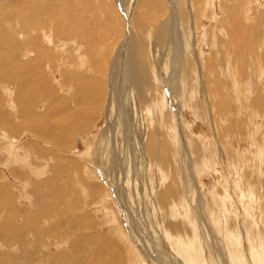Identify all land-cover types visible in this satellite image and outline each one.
Wrapping results in <instances>:
<instances>
[{
	"label": "rangeland",
	"instance_id": "rangeland-1",
	"mask_svg": "<svg viewBox=\"0 0 264 264\" xmlns=\"http://www.w3.org/2000/svg\"><path fill=\"white\" fill-rule=\"evenodd\" d=\"M28 1V5L24 0L17 7V14L12 18L8 13L0 14V29H4V34H0V61L8 65V71L0 67V80H3L0 84V255H4V259L12 264H184L185 259L181 255L190 254L198 262L201 258L202 264L205 251L210 250L214 254L218 247L214 240L220 237L219 233H224L223 228L230 233L234 222L238 221L236 225L241 226L247 221L242 225L247 226L248 223V226L256 225L259 230L263 226L264 229V120L253 109L258 96L256 93L264 91V58L256 60V50L248 58L239 55L243 56V66L232 67L234 56L228 48L235 39L230 34L233 32L236 39H241L243 30L247 36L241 39L243 44H250L253 40L256 45H263L258 52L264 51V26H261V35L256 31L258 25H264V0L196 1V29L185 31L186 35L180 39L183 45L186 43L190 54L200 52L201 72L196 78L187 79V84L179 76L183 90L174 94L166 90L167 80L162 79L163 73L171 69V49L157 43L153 35L158 26L156 23L161 24L168 17L166 14L173 12L174 0H164L166 4L163 0ZM198 2L205 4V8ZM154 4H159L155 7L160 10H153ZM261 11L262 15H259ZM245 12L251 19L242 21L240 17ZM5 28L13 30L9 39H6ZM137 28L138 34L146 39L152 78L158 86L161 81L163 92L156 100L148 97L147 106L135 99L126 100L125 94L131 95L118 80L122 71V64L118 62L130 34ZM114 62L118 64L112 71L109 68ZM242 81L244 84L240 85ZM96 84L100 86L96 87ZM202 88L205 93L198 99L200 103L202 101L198 107H207L204 116L195 114L188 105L196 98L197 89ZM19 96L22 99L19 100ZM58 96L67 101V108L72 106L75 112L79 110L80 114L87 115L83 121L80 119L78 129L72 127L71 119L75 112L72 110L70 115L64 113V107L53 100ZM29 124H34V130L45 137L30 133L33 126L29 129ZM246 124L248 128H245ZM111 129L114 132L111 133ZM151 135L154 138H150ZM149 138L154 140L151 143L153 147L165 148L164 163L148 159L144 148ZM168 192L172 194L159 204V199ZM11 209L13 211L9 213ZM3 223L17 226L25 223L27 227L20 230L16 240L7 246L3 241L7 234L1 229ZM178 223L184 227L180 234L166 228V224ZM32 227L35 229H31V233L26 231ZM158 227L160 233L155 232ZM162 230L169 234V238H160ZM91 235L98 240H85ZM155 235L160 239L154 240ZM248 239L250 236L246 243L240 242L245 254L242 264H251L249 258L260 264L264 261L261 259L264 258V239L260 240L263 247L256 245L259 240L254 243ZM159 244L162 245L160 248ZM240 246L237 248L239 252ZM216 251L220 263H226L225 251ZM210 261L218 264L214 256Z\"/></svg>",
	"mask_w": 264,
	"mask_h": 264
},
{
	"label": "bare ground",
	"instance_id": "bare-ground-1",
	"mask_svg": "<svg viewBox=\"0 0 264 264\" xmlns=\"http://www.w3.org/2000/svg\"><path fill=\"white\" fill-rule=\"evenodd\" d=\"M2 2H0V14L1 13H3V16L4 15H6V13H8V15H9V17H13L12 15L13 14H17V12H16V9H17V7L18 6H21V4L22 3H24V0H1ZM41 1V0H40ZM107 1V0H106ZM109 1V0H108ZM111 1V0H110ZM141 1V0H140ZM152 1V0H151ZM159 1V0H158ZM164 1V0H163ZM178 1V2H177ZM196 1L197 0H188V2H185L184 0H174V2H175V6H176V9H175V6H174V9H173V12L170 14V13H168V14H166V16H168V17H166L165 18V20L163 21V22H160L161 24H158V23H156L155 21V23L158 25L154 30H153V35L155 36V38L157 39V43H159L161 46H163V45H165L164 47H167L168 49H171V52L169 51V53H170V57H169V61H170V64H172L171 65V69H170V71L169 72H165V73H163V75H162V79L164 80V78H166V80H167V82H166V90L170 93V94H174V93H176V92H178V91H180V90H183V85H181V83H180V81H179V78L180 77H182L183 78V80L185 81V83L187 84V79H190V80H192V78L193 77H197L199 74H200V72H201V70L199 69L200 67H201V63H200V52L198 51V52H196L195 54H190L189 52H187V50H186V48H187V45H186V43H185V45H183V41H181V39H180V37H182L183 35H186L185 34V31H190V30H193V29H196V26H197V24L196 23H198V20H197V16H196V5H197V3H196ZM29 1L28 0H25V4H27ZM146 2V1H145ZM148 2V1H147ZM162 2V1H161ZM160 2V3H161ZM35 3H36V1H35ZM42 3V2H41ZM141 3V2H140ZM139 3V4H140ZM150 3V2H149ZM154 3V2H153ZM152 3V4H153ZM159 3V4H160ZM163 3V2H162ZM164 3L166 4V2L164 1ZM200 5H202V7H204L205 8V4H203L204 3V0H203V3H201V2H198ZM210 3H212V2H210ZM112 4V3H111ZM146 4H148V3H146ZM158 4V5H159ZM28 5V4H27ZM27 5H24L23 7L25 8V7H27ZM35 5V4H34ZM38 5V4H37ZM51 5V4H50ZM110 5V4H109ZM157 4H154V7L152 8L153 10H155V9H158V10H160L159 8H156L155 6H156ZM157 5V6H158ZM162 5V4H161ZM234 5V4H233ZM112 6V5H111ZM140 6V5H139ZM142 6V5H141ZM147 6V5H146ZM149 6H151L150 4H149ZM107 7V6H106ZM114 7V6H113ZM162 7H164V6H162ZM167 6L165 5V8H166ZM249 7V6H248ZM30 8V7H29ZM47 8H48V6H47ZM148 8V7H147ZM155 8V9H154ZM164 8V9H165ZM214 8V7H213ZM34 9V8H33ZM149 9H151V8H149ZM163 9V10H164ZM167 9V8H166ZM127 10V9H126ZM255 10V9H254ZM26 11H27V9H26ZM29 11V10H28ZM94 11V10H93ZM151 11V10H150ZM149 11V12H150ZM162 11V10H161ZM168 11V10H167ZM166 11V12H167ZM248 11V10H247ZM253 11V10H252ZM20 12V11H19ZM48 12H49V10H48ZM138 12V11H137ZM147 12V11H146ZM155 12V11H154ZM153 12V14H155ZM157 12H159V11H157ZM251 11H249V13H250ZM256 12V11H255ZM40 13V12H39ZM66 13V12H65ZM112 13V12H111ZM115 13H117V12H115ZM114 13V14H115ZM136 13V12H135ZM134 13V14H135ZM162 13V12H161ZM214 13V12H213ZM246 13V12H245ZM41 14V13H40ZM143 14H145V13H143ZM151 14V13H150ZM257 14V13H256ZM255 14V15H256ZM24 15V14H23ZM22 15V16H23ZM104 15V14H103ZM111 15V14H110ZM118 15V14H117ZM259 15H262V11L261 12H259ZM30 16V15H29ZM37 16V15H36ZM106 16H107V14H106ZM109 16V15H108ZM112 16V15H111ZM132 16V15H131ZM135 16V15H134ZM133 16V17H134ZM152 16V15H151ZM158 16V15H157ZM164 16V15H163ZM28 17V16H27ZM31 17V16H30ZM35 17V16H34ZM33 17V18H34ZM115 17V19H116V16H114ZM118 17H120V16H117V18ZM148 17V16H147ZM159 17V16H158ZM162 17V16H161ZM214 17V16H213ZM258 17V16H257ZM17 18V17H16ZM104 18H105V16H104ZM106 18H108V17H106ZM131 18V17H130ZM136 18V17H135ZM156 18V17H155ZM160 18V17H159ZM162 18H164V17H162ZM223 18V17H222ZM255 18V17H254ZM31 19V18H30ZM29 19V20H30ZM110 19V18H109ZM156 19H158V18H156ZM216 19V18H215ZM215 19H214V21H215ZM240 19L243 21V20H248V19H251L250 18V16L246 13V14H243L241 17H240ZM34 20V19H33ZM118 20V19H117ZM120 20V19H119ZM149 20V19H148ZM150 20H151V18H150ZM155 20V19H154ZM219 20V19H218ZM222 20V19H221ZM261 20V19H260ZM18 21V20H17ZM147 21V20H146ZM225 21V20H224ZM223 21V22H224ZM240 21V20H239ZM3 22H5L4 20H3ZM26 22V21H25ZM139 22V21H138ZM137 22V23H138ZM151 21H149V23H150ZM153 22V21H152ZM219 22V21H218ZM220 22H222V21H220ZM222 22V25L224 24ZM257 22V21H256ZM7 23V22H6ZM11 23V22H10ZM13 23V22H12ZM39 23V22H38ZM144 23V22H143ZM226 23V22H225ZM232 23V22H231ZM236 23V22H235ZM234 23V24H235ZM2 24V23H1ZM18 24V23H17ZM29 24V23H28ZM33 24H34V22H33ZM43 24V23H42ZM118 24V23H117ZM133 24V23H132ZM140 24V23H139ZM139 24H137V25H139ZM148 24V23H147ZM153 24V23H152ZM219 25L221 24V23H218ZM233 24V23H232ZM246 24H247V22H246ZM261 24V23H260ZM19 25V24H18ZM146 24H144L143 26H145ZM221 25V26H222ZM251 25V24H250ZM11 26V25H10ZM29 26V25H28ZM229 26V25H228ZM241 26V25H240ZM244 26H245V24L243 23V25H242V27L244 28ZM261 26H264V25H258L257 26V29H256V31L258 30L259 31V33H260V35H261ZM30 27V26H29ZM132 27H133V25H132ZM44 28V27H43ZM131 28V27H130ZM145 28H147L146 26H145ZM144 28V29H145ZM221 28V27H220ZM252 28V27H251ZM26 29V28H25ZM143 29V28H142ZM151 29V28H150ZM216 29V28H215ZM223 29V28H222ZM226 28L224 27V30H225ZM263 29V28H262ZM136 30V29H135ZM140 30H141V28H140ZM223 30V31H224ZM227 30H229V28L227 29ZM5 31H6V33H7V38L6 39H9L11 36H12V34H13V30H10V29H8V28H5ZM56 31V30H55ZM63 31H65V30H63ZM69 31V30H68ZM67 31V32H68ZM79 31V30H78ZM89 32H90V30H88ZM87 31V33H88V35H89V32ZM143 30H141L140 32H142ZM249 31V30H248ZM85 32V31H84ZM95 32V31H94ZM97 32V31H96ZM133 32V31H132ZM145 32V31H144ZM99 33H100V30H99ZM130 33H131V31H130ZM139 32H138V28H137V31L136 32H133L132 34H130V36H129V39H128V41H127V43H126V45H125V48H124V54H122V57H121V59H120V62H118V63H120V65L122 64V71H121V73H119L120 75L118 76V80H120L121 82H122V85H124V89H125V91L127 92V93H129L131 96L129 97L127 94H125V97H126V100H133V99H135L139 104H141V105H146L147 106V102H148V97H153V99L154 100H156L157 98H160L161 97V94L163 93L162 91H161V81H159L158 82V84H159V86L157 85V83L153 80V78H152V74H151V72H152V64H150V59H149V53L146 51V48H147V46L145 45V40H144V38L142 37V34H138ZM147 33V32H146ZM228 33V32H227ZM238 33H240V32H238ZM0 34H4V29L1 27V29H0ZM83 34H85V33H83ZM251 34V33H250ZM257 34V33H256ZM222 35V34H221ZM234 35H236L235 33H233L232 32V34H230V36L232 37V39L233 38H235L234 40H232V42H233V44L232 45H230V46H228V48H229V50H231V54L235 57V59H234V57L231 59V61H232V67H234V66H239V65H242L243 64V56H250L249 54L250 53H252L251 55H253V54H255V53H253V52H255L256 50H257V52H256V56H255V59L256 60H263V58H264V51L262 50V51H260V52H258V50L259 49H262V47H263V45L262 44H260V45H256L254 42H253V40H252V42L250 43V44H246V40L244 41L245 42V44H243V41H241V39L242 40H244V38L246 39V33H245V31H243L242 30V34H241V39H236L237 38V36L236 37H234ZM81 36V35H80ZM101 36V35H100ZM99 36V37H100ZM2 37V36H1ZM22 37V36H21ZM47 37V36H46ZM90 37V36H89ZM145 37V36H144ZM248 37H249V35H248ZM259 37V36H258ZM263 38H264V36H263ZM49 39V38H48ZM101 39V38H100ZM117 39V38H116ZM189 39V38H188ZM251 39V38H250ZM85 41H86V39H84ZM92 40V39H91ZM151 40V39H150ZM194 40H195V38H194ZM239 40H240V42H239ZM35 41V40H34ZM49 41H50V39H49ZM248 41V40H247ZM264 41V40H263ZM92 42V41H91ZM150 42V41H149ZM152 42H153V40H152ZM195 42H196V40H195ZM7 43V42H6ZM190 43V42H189ZM17 44V43H16ZM35 45H36V43H34ZM94 44V43H93ZM152 44H154V43H152ZM52 45V44H51ZM88 45V44H87ZM92 44H90V46H91ZM17 46V45H16ZM150 46V45H149ZM148 46V47H149ZM155 46V45H154ZM36 47V46H35ZM45 47V46H44ZM87 47V46H86ZM153 47V46H152ZM157 47V46H156ZM196 47V46H195ZM1 48V47H0ZM158 48V47H157ZM191 48H193V47H191ZM38 49V48H37ZM41 49V48H40ZM160 49V48H159ZM89 50V49H88ZM193 50V49H192ZM37 51V50H36ZM56 51V50H55ZM87 51V50H86ZM105 51V50H104ZM17 52V51H16ZM33 52V51H32ZM32 52H31V55H33L32 54ZM89 52V51H88ZM121 52V51H120ZM229 53V52H228ZM89 54V53H88ZM93 55V54H92ZM227 55V54H226ZM239 55H243V56H239ZM60 56H61V54H60ZM87 56V55H86ZM229 55H227V57H228ZM27 57V56H26ZM49 57H50V55H49ZM53 57V56H52ZM51 57V58H52ZM91 57V56H90ZM220 57V56H219ZM62 58V57H61ZM88 58V57H87ZM99 58V57H98ZM120 58V57H119ZM213 58V57H212ZM224 58V57H223ZM229 58V57H228ZM248 58V57H247ZM34 59V58H33ZM32 59V60H33ZM39 59V58H38ZM53 59V58H52ZM75 59V58H74ZM90 59V58H89ZM221 59V58H220ZM252 59H253V57H252ZM255 59H254V61H255ZM24 60V62H26V61H28L27 59H23ZM49 60H50V58H49ZM55 60V59H54ZM217 60H218V58H217ZM221 60H223V59H221ZM249 60V59H248ZM17 61V60H16ZM37 61V60H36ZM62 61V60H61ZM100 61V60H99ZM230 61V62H231ZM247 61V60H246ZM253 61V62H254ZM264 61V60H263ZM262 61V62H263ZM226 62V61H225ZM249 62H250V60H249ZM6 63V62H5ZM34 63H36V62H34ZM54 63V62H53ZM115 63V62H114ZM117 62L115 63V64H112L111 65V67L109 68L110 70H112V71H114V70H116V64H118ZM248 63V62H247ZM255 63V62H254ZM260 63V62H259ZM31 64H32V61H31ZM48 64V63H47ZM58 64V63H57ZM64 64V63H63ZM91 64V63H90ZM220 64V63H219ZM245 64H246V62H245ZM253 64V63H252ZM72 65V64H71ZM204 65V64H203ZM230 65V64H229ZM251 65V64H250ZM256 65V63L254 64V66ZM6 66H8V65H6V64H4V61H0V67H5L6 68V70H7V67ZM28 66V65H27ZM81 66V65H80ZM85 66V65H84ZM94 66H95V64H94ZM206 66V65H205ZM220 66V65H219ZM243 66V65H242ZM260 66H261V64H260ZM15 67V66H14ZM40 67V66H39ZM47 67V66H46ZM78 67V66H77ZM87 67V66H86ZM85 67V68H86ZM103 67V66H102ZM101 67V68H102ZM120 67V66H119ZM203 67V66H202ZM218 67V66H217ZM229 67V66H228ZM9 68V67H8ZM45 68V67H44ZM89 68V67H88ZM95 68V67H94ZM231 68V67H230ZM240 68V67H239ZM262 68V67H261ZM264 68V67H263ZM11 69V68H10ZM27 70H28V68H26ZM87 69V68H86ZM117 69H118V67H117ZM167 69V68H166ZM206 69V68H205ZM219 69H220V67H219ZM223 69V68H222ZM35 70V69H34ZM39 70V69H38ZM55 70V69H54ZM53 70V71H54ZM88 70V69H87ZM238 70H240V69H238ZM242 70V69H241ZM251 70V69H250ZM1 71V70H0ZM8 71V70H7ZM98 71H100V70H98ZM223 71V70H222ZM221 71V72H222ZM262 71V70H261ZM2 72V71H1ZM13 72V71H12ZM33 72V71H32ZM55 72V71H54ZM58 72V71H57ZM207 72V71H206ZM205 72V73H206ZM228 72V71H227ZM229 72H230V70H229ZM245 72V71H244ZM204 73V72H203ZM231 73V72H230ZM235 73H237L236 71H235ZM239 73V72H238ZM237 73V74H238ZM251 73V72H250ZM2 74V73H1ZM4 74V73H3ZM39 74V73H38ZM56 74V73H55ZM54 74V75H55ZM99 74V73H98ZM232 74V73H231ZM234 74V73H233ZM252 74V73H251ZM5 75H6V73H5ZM11 75V74H10ZM9 75V76H10ZM42 75V74H41ZM77 75V74H76ZM118 75V74H117ZM116 75V76H117ZM203 75V74H202ZM205 75V74H204ZM206 75H208V74H206ZM205 75V76H206ZM260 75V74H259ZM11 76H14V73H13V75H11ZM32 76H33V74H32ZM94 76V75H93ZM160 76V75H159ZM180 76V77H179ZM209 76V75H208ZM213 76V75H212ZM222 76H223V73H222ZM23 77V76H22ZM24 77H25V75H24ZM31 77V76H30ZM98 77V76H97ZM225 77V76H224ZM232 77V76H231ZM237 77V76H236ZM6 78V77H5ZM27 78H28V76H27ZM36 78V77H35ZM76 78V77H75ZM82 78H83V76H82ZM81 78V79H82ZM215 78V77H214ZM213 78V79H214ZM10 79H11V77H10ZM41 79V78H40ZM44 79H46V78H44ZM93 79V78H92ZM212 79V78H211ZM234 79V78H233ZM233 79H231V80H233ZM250 79H251V77H250ZM91 80V79H90ZM188 81V83H190L191 84V81ZM197 79H195V81H196ZM202 80V79H201ZM3 81V80H2ZM1 80H0V84L2 85L3 84V82H2ZM41 81V80H40ZM42 81H44V80H42ZM82 81H84V80H82ZM81 81V82H82ZM238 81H240V80H238ZM2 82V83H1ZM7 82V81H6ZM85 82V81H84ZM96 82V81H95ZM20 83V82H19ZM23 82H21L20 84H22ZM37 83V82H36ZM88 83V82H87ZM119 82H116V84H118ZM194 83V82H193ZM196 83H197V81H196ZM219 83V82H218ZM229 83V82H228ZM44 84V83H43ZM82 84V83H81ZM93 84H95V83H93ZM115 84V83H114ZM189 84V85H190ZM202 84H203V81H202ZM211 84V83H210ZM241 84H244V82L242 81V83H240V85ZM80 85V84H79ZM83 85V84H82ZM185 85V84H184ZM199 85V84H198ZM208 85V84H207ZM220 85V84H219ZM228 85V84H227ZM23 86V85H22ZM30 86H32L33 87V85H30ZM81 86V85H80ZM80 86H79V88H80ZM98 86H100V85H98ZM97 86V84H96V87H98ZM164 86V85H163ZM186 86V85H185ZM212 86V85H211ZM214 86V85H213ZM222 86V85H221ZM221 86H220V88H221ZM28 87V86H27ZM187 87V86H186ZM203 87V86H202ZM223 87V86H222ZM241 87V86H240ZM25 88V87H24ZM23 88V89H24ZM37 88H38V86H37ZM78 88V87H77ZM120 88V87H119ZM191 88V85H190V87H189V89ZM193 88H194V86H193ZM237 88V87H236ZM26 89V88H25ZM29 89H30V87H29ZM210 89V88H209ZM208 89V90H209ZM213 89V88H212ZM212 89H210V90H212ZM222 89V88H221ZM229 89V88H228ZM239 89V88H238ZM250 89V88H249ZM19 90V89H18ZM89 90V89H88ZM95 90V89H94ZM102 90V89H101ZM117 90V89H116ZM120 90V89H119ZM187 90V89H186ZM191 90V89H190ZM204 90H205V88H204ZM218 90V89H217ZM30 91V90H29ZM121 91V90H120ZM223 91V90H222ZM26 92V91H25ZM211 92V91H210ZM217 92V91H216ZM237 92H239L238 90H237ZM22 93V92H21ZM28 93V92H27ZM82 93V92H81ZM90 93H92V92H90ZM94 93V92H93ZM102 93V92H101ZM187 93V92H186ZM203 93H205V92H203V88L201 89V90H198L197 89V92H196V98L192 101V102H188V105L192 108V110H193V112L195 113V114H197V115H205V112H206V108L205 107H198V106H201L202 104V101H201V103H200V101L198 100V99H200V97L201 96H203ZM242 93H243V91H242ZM14 94V93H13ZM20 94V93H19ZM40 94V93H39ZM44 94V93H43ZM223 94V93H222ZM225 94V93H224ZM240 94V93H239ZM256 94H258V96L256 97V99L254 100V104H253V109H254V111L257 113V114H259L261 117H262V120H264V91H261L260 93H256ZM24 95V94H23ZM36 95V94H35ZM193 95H195V94H193ZM217 95V94H216ZM39 96V95H38ZM40 96H42V95H40ZM173 96V95H172ZM186 96V95H185ZM209 95H206V97H208ZM210 96H211V94H210ZM240 96H241V94H240ZM24 97V96H23ZM55 97V96H54ZM163 97V96H162ZM198 97V98H197ZM214 97V96H213ZM222 97V96H221ZM220 97V98H221ZM226 97V96H225ZM20 98L22 99V97H18V99L20 100ZM30 98V97H29ZM52 98V97H51ZM203 98V97H202ZM223 98V97H222ZM238 98V97H237ZM237 98H233V99H236L237 100ZM17 99V100H18ZM24 99V98H23ZM80 99V98H79ZM215 99V98H214ZM15 100V99H14ZM43 100V99H42ZM51 100V99H50ZM55 102H57L58 104H60V105H62L61 107H64L63 108V112L64 113H66V114H69L70 115V113L72 112V106H71V108L69 109V108H67L66 107V104H67V101L66 100H62V98H61V96L59 97H56V98H54L53 99ZM78 100V99H77ZM124 100H125V98H124ZM213 100V99H212ZM222 100V99H221ZM226 100V99H225ZM45 101V100H44ZM70 101V100H69ZM103 101V100H102ZM135 101V102H136ZM217 101V100H216ZM231 101H232V99H231ZM6 102H8V101H6ZM11 102V101H10ZM17 102V101H16ZM33 102V101H32ZM82 102V101H81ZM80 102V103H81ZM113 102H115V98L113 99ZM152 102V101H151ZM238 102V101H237ZM22 103H23V101H22ZM22 103H21V105H22ZM78 103H79V101H78ZM100 103V102H99ZM206 103V102H205ZM211 103V102H210ZM215 103H217V102H215ZM236 102H234L233 104H235ZM240 103V102H239ZM238 103V104H239ZM18 104V103H17ZM72 104H73V100H72ZM101 104V103H100ZM60 105H58V107L60 106ZM86 105V104H85ZM88 105V104H87ZM94 105V104H93ZM128 105H130V104H128ZM205 105V104H204ZM203 105V106H204ZM15 106H16V104H15ZM14 106V107H15ZM55 106V105H54ZM68 106V105H67ZM233 106V105H232ZM240 106H241V104H240ZM9 107V106H8ZM23 107H25V106H23ZM47 107V106H46ZM57 107V108H58ZM79 107V106H78ZM88 107H89V105H88ZM113 107V106H112ZM124 107V106H123ZM209 107V106H208ZM217 107V106H216ZM234 107V106H233ZM32 108V107H31ZM86 108H87V106H86ZM167 108V107H166ZM166 108H164V109H166ZM219 108V107H218ZM229 108V107H228ZM9 109H10V107H9ZM9 109H8V111H9ZM14 109V108H13ZM54 109V108H53ZM60 109V108H59ZM208 109H210V107L208 108ZM220 109V108H219ZM11 110V109H10ZM47 110V109H46ZM50 110V109H49ZM98 110V109H97ZM109 110H111V109H109ZM235 110V109H234ZM21 111V110H20ZM48 111V110H47ZM57 111V110H56ZM74 111V110H73ZM164 111V110H163ZM166 111H168V110H166ZM212 111V110H211ZM216 111H217V108H216ZM221 111V110H220ZM75 112V111H74ZM228 111H226V113H227ZM230 112H231V110H230ZM238 112V111H237ZM236 112V113H237ZM44 113V112H43ZM55 113V112H54ZM120 113V112H119ZM213 113V112H212ZM216 113V112H215ZM223 113V112H222ZM27 114V113H26ZM207 114V113H206ZM229 114V113H228ZM171 115H172V113H171ZM220 115V114H219ZM240 115V114H239ZM61 116V115H60ZM161 116H163V115H161ZM202 116V117H203ZM216 116H217V114H216ZM225 116V115H224ZM66 117V116H65ZM83 117H87V115H84L83 113H81L80 114V112H79V110H76V112H75V114H74V117L71 119V121H73L72 122V127H73V129H78L79 128V121H80V119L82 120V118ZM171 117V116H170ZM207 117V116H206ZM220 117V116H219ZM248 117V116H247ZM204 118V117H203ZM210 118V117H209ZM213 118V117H212ZM231 118V117H230ZM257 119H258V116L256 117ZM260 118V117H259ZM59 119V118H58ZM211 119V118H210ZM220 119V118H219ZM235 119V118H234ZM69 120V119H68ZM209 120V119H208ZM218 120V119H217ZM237 120V119H236ZM256 120V119H255ZM261 120V121H262ZM83 121V120H82ZM120 121V120H119ZM130 121V120H129ZM210 121V120H209ZM21 122V121H20ZM171 122V121H170ZM221 122H223L222 120H221ZM237 122V121H236ZM253 122H255V121H253ZM23 123H25V122H23ZM60 123V122H59ZM65 123V122H64ZM117 123V122H116ZM209 123V122H208ZM214 123V122H213ZM225 123H227V122H225ZM247 124L249 123V122H246ZM261 123V122H260ZM125 124H128V123H125ZM217 124V123H216ZM234 124V123H233ZM238 124V123H237ZM244 124V123H243ZM247 124H246V126H247ZM262 124H264V123H262ZM26 125V124H25ZM24 125V126H25ZM172 125V124H171ZM220 125H221V123H220ZM226 125H228V124H226ZM261 125V124H260ZM33 126V129H31L30 127H32ZM131 126H134V125H132L131 124ZM219 126V125H218ZM217 126V127H218ZM222 126H223V124H222ZM58 127H60V128H63L62 126H58ZM57 127V128H58ZM118 127H119V125H118ZM128 127V126H127ZM220 127V126H219ZM251 127V126H250ZM254 127V126H253ZM260 127V126H259ZM258 127V128H259ZM27 128H29V129H31L30 130V133H34L35 135L37 134V133H39V135H41V136H44L43 134H41L40 132H37V131H35L34 130V124H29L28 125V127ZM116 128V127H115ZM132 128V127H131ZM215 128H216V126H215ZM236 128V127H235ZM240 128V127H239ZM245 128H248V126L247 127H245ZM256 128H257V126H256ZM261 128V127H260ZM48 129V128H47ZM110 129V128H109ZM117 129H119V128H117ZM217 129V128H216ZM222 129V128H221ZM220 129V130H221ZM223 129H224V127H223ZM252 129V128H251ZM52 130V129H51ZM120 130V129H119ZM124 130V129H123ZM122 130V131H123ZM240 130V129H239ZM248 130V129H247ZM260 131L262 130V129H259ZM27 132H29V130L27 129L26 130ZM50 131V130H49ZM238 131V130H237ZM241 131V130H240ZM239 131V132H240ZM257 131V130H256ZM62 132H64V130H62ZM112 132H114V129H111V133ZM130 132V131H129ZM156 132V131H155ZM222 132V131H221ZM231 132V131H230ZM235 132H236V129H235ZM253 132V131H252ZM103 133V132H102ZM140 133V132H139ZM236 133H238V132H236ZM247 133H248V131H247ZM53 134V133H52ZM123 134H124V132H123ZM253 134V133H252ZM126 135V134H125ZM148 135V134H147ZM218 135V134H217ZM251 135V134H250ZM250 135H249V137H250ZM238 136V135H237ZM240 136V135H239ZM245 137H247L246 135H244ZM243 136V137H244ZM45 137V136H44ZM222 137V136H221ZM231 137V136H230ZM241 137V136H240ZM111 138V137H110ZM133 138V137H132ZM150 138H154V135H151L150 136ZM149 138V140H147V143H146V148H144V151H145V153H146V155H147V157H148V159L152 162V161H157L158 163H164V160H165V158H164V155H163V153L165 152V148L163 147V146H159L158 148H155V147H153V145L151 144L152 143V140L153 139H150ZM226 138V137H225ZM253 138H255V137H253ZM134 139V138H133ZM246 139H248V137L246 138ZM256 139V138H255ZM193 140H195V139H193ZM226 140V139H225ZM244 140V139H243ZM257 140H258V138H257ZM261 140H262V138H261ZM154 141V140H153ZM191 141V140H190ZM250 141V140H249ZM195 142H197V141H195ZM252 142H253V140H252ZM255 142H256V140H255ZM192 143V142H191ZM138 144V143H137ZM155 144V143H154ZM253 144V143H252ZM155 146V145H154ZM195 146V145H194ZM189 147V146H188ZM197 147H198V145H197ZM107 148V147H106ZM201 148V147H200ZM201 150V149H200ZM199 150V151H200ZM175 151V150H174ZM186 151V150H185ZM192 151V150H191ZM194 151H196V150H194ZM198 151V152H199ZM227 151V150H226ZM230 151V150H229ZM193 152V151H192ZM202 152V151H201ZM207 152V151H206ZM195 153V152H194ZM231 153V152H230ZM190 154V153H189ZM202 154V153H201ZM168 156L170 155V154H167ZM198 155V154H197ZM208 155V154H207ZM206 154H205V156H207ZM264 155V154H263ZM189 156V155H188ZM192 156V155H191ZM209 156V155H208ZM110 157V156H109ZM175 157V156H174ZM185 157V156H184ZM179 158V157H178ZM194 158V157H193ZM202 158V157H201ZM189 159V158H188ZM187 159V160H188ZM197 159V158H196ZM170 160V159H169ZM183 160V159H182ZM110 161V160H109ZM127 161V160H126ZM184 161V160H183ZM182 161V162H183ZM190 161V160H189ZM207 160H205V162H206ZM116 162V161H115ZM169 162V161H168ZM173 162V161H172ZM181 162V163H182ZM210 162V161H209ZM211 162H213V161H211ZM110 164V163H109ZM184 164V163H183ZM113 165V164H112ZM111 165V166H112ZM172 165V164H171ZM182 165V164H181ZM189 165V164H188ZM187 165V166H188ZM203 165H204V163H203ZM205 165H206V163H205ZM129 166V165H128ZM180 166V165H179ZM183 166H185V165H183ZM211 166V165H210ZM253 166H254V163H253ZM209 167V166H208ZM181 168H182V166H181ZM252 168V167H251ZM255 168H256V166H255ZM116 169V168H115ZM118 169V168H117ZM185 169V168H184ZM250 169V168H249ZM106 170V169H105ZM168 170H169V168H168ZM183 170V169H182ZM208 170V169H207ZM252 171V170H251ZM60 172V171H59ZM175 172V171H174ZM182 172V171H181ZM254 172V171H253ZM258 172V171H257ZM246 173V172H245ZM244 173V174H245ZM243 173H242V175H244ZM69 175H71V174H69ZM250 176V175H249ZM246 177H247V175H246ZM253 177V176H252ZM251 177V178H252ZM257 177V176H256ZM263 177V176H262ZM260 178V177H259ZM258 178V179H259ZM1 179V178H0ZM3 179V178H2ZM27 179V178H26ZM32 179V178H31ZM52 179H53V177H52ZM105 179V178H104ZM242 179H243V177H242ZM256 179V178H255ZM259 180H261V179H259ZM255 181V180H254ZM258 181V180H257ZM2 181H0V183H1ZM44 182V181H43ZM243 182H245V180L243 179ZM252 182V181H251ZM35 183V182H34ZM33 183V184H34ZM37 183V182H36ZM39 183V182H38ZM45 183H46V181H45ZM52 183V182H51ZM50 184V183H49ZM64 184H65V182H64ZM258 184V183H257ZM263 185H262V187H264V183H262ZM90 185V184H89ZM91 185H93V183L91 184ZM35 186V185H34ZM48 186H50V185H48ZM53 186V185H52ZM51 186V187H52ZM61 186V185H60ZM63 186V185H62ZM61 186V187H62ZM172 186V185H171ZM245 186V185H244ZM2 187V186H1ZM55 187V186H54ZM90 187H92V186H90ZM90 187H89V189H90ZM53 188V187H52ZM57 188V187H56ZM37 189V188H36ZM45 189H47V188H45ZM63 189V188H62ZM94 189V188H93ZM92 189V190H93ZM169 189H171L172 190V188L170 187ZM1 190H3L2 188H1ZM91 190V189H90ZM95 190V189H94ZM52 191V190H51ZM50 191V192H51ZM59 191V190H58ZM61 191V190H60ZM116 191H117V189H116ZM166 191H168V189L166 190ZM6 192V191H5ZM41 192V191H40ZM102 192V191H101ZM108 193V192H107ZM122 193V192H121ZM161 193V192H160ZM162 193H164V192H162ZM161 193V194H162ZM176 193V192H175ZM1 194H2V191H1ZM64 194H65V192H64ZM170 194H172V193H170ZM169 194V192L166 194V195H163L159 200H160V202L158 201V203L159 204H162V203H164L165 201H166V199H167V196L168 195H170ZM252 194V193H251ZM57 195V194H56ZM74 195V194H73ZM155 197H156V195H155ZM262 197V196H261ZM53 198V197H52ZM62 198V197H61ZM60 199V198H59ZM63 199H65V198H63ZM8 202V201H7ZM263 203V202H262ZM7 204V203H6ZM5 204V205H6ZM49 204V203H48ZM220 204V203H219ZM158 205V204H157ZM262 206H263V204H262ZM261 206V207H262ZM7 207V206H6ZM49 207H50V205H49ZM12 208V207H11ZM198 208V207H197ZM13 211V209H11V210H9V213L10 212H12ZM39 211V210H38ZM262 211H263V209H262ZM16 213V212H15ZM261 213V212H260ZM147 215V214H146ZM19 216V215H18ZM262 216V215H261ZM261 216H259V217H261ZM10 218V217H9ZM262 218V217H261ZM116 219H117V217H116ZM168 219V218H167ZM5 220V219H4ZM9 220V219H8ZM230 220V219H229ZM228 220V221H229ZM117 221V220H116ZM10 222H12V221H10ZM152 222V221H151ZM150 222V223H151ZM172 222V221H171ZM236 222H238V221H236ZM236 222H234L231 226V228H230V233H227L226 231V229H224L223 228V232L224 233H219L218 235H220V237L219 238H216L215 240H214V244H215V246H218V247H216V249H214L215 250V252H214V254L212 253V252H210V250H207V251H205V252H207L205 255H204V259H203V262H202V264H211V262L212 261H210V259H211V257L212 256H214V258L216 259V261H217V263L218 264H242V260L245 258L244 256H245V254H244V252L242 251V246H240V242H241V244H242V242H244V243H246V239L250 236V239H248V240H250V242H254V243H256L255 241L256 240H263L264 239V229H263V226H260V230H259V228L257 229V227H256V225L253 227L252 226V224H249L250 226H248V223H247V226H243L242 224L243 223H246V222H241L242 224H241V226H237L236 225ZM251 222V221H250ZM255 222V221H254ZM6 223V222H5ZM21 223V222H20ZM117 223H120V222H117ZM189 223V222H188ZM69 224V223H68ZM256 224V223H255ZM239 225V224H238ZM263 225V224H262ZM28 226H29V224H28ZM117 226V225H116ZM148 226H150V224L148 225ZM185 226V225H184ZM24 227H27L26 226V224L24 223L22 226H17L16 224H14V223H8L7 225H4V223L1 225V229H3V230H6L5 232H7V234L6 235H4L6 238H4V242L5 243H7L6 245L7 246H10L11 245V243H9L10 241H13V239H15L16 237H18V233H21V231H22V229H24ZM68 227H70V225L68 226ZM119 229H120V226H117ZM220 227V226H219ZM33 228L34 227H32V228H30L29 230H28V228H27V230L26 231H28V232H30V230L32 229L33 230ZM131 228V227H130ZM166 228L169 230V231H171L172 233H174V232H176V233H178V234H180L181 232H183L184 230H183V224H180V223H178V224H172V225H169V224H166ZM35 229V228H34ZM75 229V228H74ZM133 229V228H132ZM167 229H165V230H167ZM21 230V231H20ZM226 230V231H225ZM25 230H23V232L22 233H25L24 232ZM77 231V230H76ZM75 231V232H76ZM188 231H189V228H188ZM90 232V231H89ZM155 232H159L160 233V229H159V227H158V231H155ZM31 233V232H30ZM152 233V232H151ZM192 233V232H191ZM39 233L37 232V237L39 236L38 235ZM44 234V233H43ZM215 234V233H214ZM30 235V234H29ZM159 235V234H158ZM161 235L162 236H160V238H163V239H165V238H167V236H168V238H169V234H167L165 231H161ZM216 235V234H215ZM22 236L24 237V234H22ZM83 237V236H82ZM87 237V236H86ZM99 237H101V236H98V238ZM137 237V236H136ZM139 237V236H138ZM253 237H254V239H253ZM159 237L157 238V236L155 235L154 236V240H158V239H160ZM195 238V240H197V238L196 237H194ZM235 238V239H234ZM2 239V238H1ZM66 239V238H65ZM94 239H97L96 238V236L95 235H91V236H89V237H87L85 240H94ZM16 240V239H15ZM14 240V241H15ZM22 240V239H21ZM20 240V241H21ZM98 240V239H97ZM102 240V239H101ZM105 240V239H104ZM107 240V239H106ZM247 240V241H248ZM159 241H161V240H159ZM23 241H21V243H22ZM72 242V241H71ZM70 242V243H71ZM98 242V241H97ZM112 242V241H111ZM157 242V241H156ZM250 242H249V244H250ZM13 244L15 243V242H12ZM25 243V242H24ZM190 243V242H189ZM202 243V242H201ZM258 243V242H257ZM260 243V244H259ZM258 244H256V245H260L261 247H263L262 246V241H260ZM82 244V243H81ZM137 244V243H136ZM186 244V243H185ZM191 244V243H190ZM189 244V245H190ZM199 244V243H198ZM197 244V245H198ZM217 244V245H216ZM248 244V245H249ZM87 245V244H86ZM93 245H95V244H93ZM104 245V244H103ZM153 245V244H152ZM151 245V246H152ZM157 245V244H156ZM187 245V244H186ZM189 245H187V246H189ZM195 245V244H194ZM202 245H203V243H202ZM201 245V246H202ZM246 245V244H245ZM264 245V244H263ZM23 246H25V245H23ZM77 246V245H76ZM83 246V245H82ZM160 246H162L161 244H159V248H160ZM196 246V245H195ZM204 246V245H203ZM240 246V252L237 250V248ZM72 247V246H71ZM114 247V246H113ZM119 247V246H118ZM139 247V246H138ZM175 247V246H174ZM185 247V246H184ZM74 248V247H73ZM101 248V247H100ZM157 248V247H156ZM191 248H192V246H191ZM197 248V247H196ZM196 248L194 247V249L196 250ZM248 248V247H247ZM251 248V247H250ZM253 248V247H252ZM96 249V248H95ZM104 249V248H103ZM112 249H114V248H112ZM174 249V248H173ZM172 249V250H173ZM206 249V248H205ZM209 249V248H208ZM263 249V248H262ZM76 250H78V249H76ZM116 250V249H115ZM174 250H176V249H174ZM181 250V249H180ZM216 250H222V251H225V256H226V258H227V261H226V263H223V262H221L220 263V261H219V259H218V257H217V255H218V252L216 251ZM250 250V249H249ZM254 250H256V248L254 247ZM82 251V250H81ZM84 251V250H83ZM114 251V250H113ZM178 251V250H177ZM190 251V250H189ZM92 252V251H91ZM96 252V251H95ZM98 252V251H97ZM111 252V251H110ZM119 253H121L120 251H118ZM192 252V251H191ZM194 252V251H193ZM217 252V253H216ZM262 252V251H261ZM50 253V252H49ZM79 253V252H78ZM87 253V252H86ZM93 253H94V250H93ZM186 253V252H185ZM196 253V252H195ZM258 253V252H257ZM256 253V254H257ZM260 253V252H259ZM60 254V253H59ZM84 254V253H83ZM101 254V253H100ZM106 254V253H105ZM108 254H110L109 252H108ZM177 254V253H176ZM202 254V253H201ZM204 254V253H203ZM202 254V255H203ZM248 254V253H247ZM262 254V253H261ZM69 255V254H68ZM79 255V254H78ZM103 255V254H102ZM102 255H100V256H102ZM196 255V254H195ZM260 255V254H259ZM3 256L4 255H0V263L1 264H12L11 262H8L7 261V259H4L3 258ZM63 256V255H62ZM113 256V255H112ZM169 256V255H168ZM243 256V257H242ZM252 256V251H251V254H250V257ZM254 256V255H253ZM262 256H264V254L262 255ZM261 256V257H262ZM75 257V256H74ZM92 257V256H91ZM120 257V256H119ZM119 257H118V259H119ZM174 257V256H173ZM178 257H180V256H178ZM181 257H183L185 260H184V264H200V262H201V258L199 259V262L195 259V258H193V257H191V255L190 254H185V255H181ZM58 258V257H57ZM56 258V259H57ZM104 258V257H103ZM247 258V257H246ZM257 258V257H256ZM67 259V258H66ZM73 259V258H72ZM81 259V258H80ZM173 259V258H172ZM248 259V258H247ZM262 260L264 259L263 257L261 258ZM120 260V259H119ZM147 260H148V258H147ZM259 260V259H258ZM69 261V260H68ZM75 261H76V259H75ZM122 261H123V259H122ZM215 261V262H216ZM251 261V262H250ZM260 261V260H259ZM62 262V261H61ZM175 262V261H174ZM258 262V261H257ZM261 263L260 264H264V261H260ZM57 263V262H56ZM75 262H73V264H74ZM181 263V262H180ZM249 263H251V264H255V260H250V258H249ZM213 264V263H212Z\"/></svg>",
	"mask_w": 264,
	"mask_h": 264
}]
</instances>
